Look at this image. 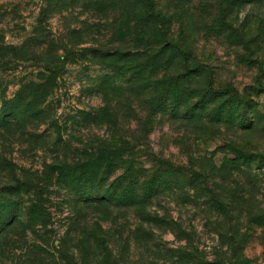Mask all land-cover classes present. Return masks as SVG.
Here are the masks:
<instances>
[{"label": "rangeland", "instance_id": "obj_1", "mask_svg": "<svg viewBox=\"0 0 264 264\" xmlns=\"http://www.w3.org/2000/svg\"><path fill=\"white\" fill-rule=\"evenodd\" d=\"M151 1L0 0V264H264V0Z\"/></svg>", "mask_w": 264, "mask_h": 264}, {"label": "trees", "instance_id": "obj_2", "mask_svg": "<svg viewBox=\"0 0 264 264\" xmlns=\"http://www.w3.org/2000/svg\"><path fill=\"white\" fill-rule=\"evenodd\" d=\"M147 5H148V8L151 10V7H152V1L151 0H147ZM10 121H14L15 122V118H8L6 121H5V123L7 124V125H9L8 124V122H10ZM13 124V123H12ZM114 171V170H113ZM15 220H14V218H9L8 220H7V222H5V224L6 225H9V224H11V223H13Z\"/></svg>", "mask_w": 264, "mask_h": 264}]
</instances>
